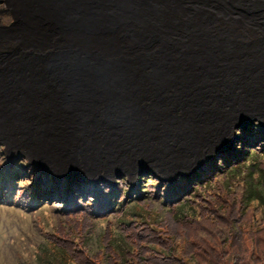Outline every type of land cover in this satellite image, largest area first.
Returning <instances> with one entry per match:
<instances>
[{"label":"rangeland","instance_id":"374dc122","mask_svg":"<svg viewBox=\"0 0 264 264\" xmlns=\"http://www.w3.org/2000/svg\"><path fill=\"white\" fill-rule=\"evenodd\" d=\"M13 22L0 0V25ZM238 77L216 86L211 100L195 101L190 113L160 115L161 124L146 118L144 126L156 129L151 141L139 142L144 128L97 117L71 141L0 133V264H131L139 246L148 264H264V151L256 154L257 145L236 176H217L176 202L164 194L167 183L230 150L239 125L258 124L257 137L264 135V90L254 94L251 78Z\"/></svg>","mask_w":264,"mask_h":264},{"label":"bare ground","instance_id":"6f19581e","mask_svg":"<svg viewBox=\"0 0 264 264\" xmlns=\"http://www.w3.org/2000/svg\"><path fill=\"white\" fill-rule=\"evenodd\" d=\"M6 2L0 133L71 141L97 117L151 141L145 120L190 113L225 79L250 77L263 94L264 0Z\"/></svg>","mask_w":264,"mask_h":264},{"label":"trees","instance_id":"16d2710c","mask_svg":"<svg viewBox=\"0 0 264 264\" xmlns=\"http://www.w3.org/2000/svg\"><path fill=\"white\" fill-rule=\"evenodd\" d=\"M262 129L263 128L258 124L255 126H252L251 128H246V129L239 128L238 133H237V139L235 140V143L230 150L218 154L213 162L202 167L194 176H192L190 178L180 177L177 180L176 184L167 183V185H168L167 187H169V189L165 190L166 185H165V187H163V186L158 187L159 189L157 191H155L156 192L155 197L161 198V196L163 195V192L165 190L164 194L168 193L169 196L173 199L172 202H176V199L179 196L178 193L186 194V193L194 191L198 187H201V186L205 187L211 181L215 180L217 176H221V175L225 176V177L226 176H228V177L229 176H236L237 175L236 172H240V169L242 167L240 162L246 160V154L252 152L251 150L255 145L258 146L255 148V151H257L256 154H258V150H260V152L264 151V144H263L264 135L261 137H257L258 131L262 130ZM203 182H205V185L202 184ZM188 184L190 186H188ZM239 189H240V187H239ZM243 189L245 192V190H246L245 187H243L241 189L242 192H243ZM150 191L154 192L153 189H151ZM231 192H232L231 189H228L226 195H231L232 194ZM245 195H246V193H245ZM186 199H188V201H189L188 197ZM215 204H216V206H218V209L221 211L223 208L222 207L223 206L222 201L219 200V201L215 202ZM200 215H201V212H200ZM171 223H174V221ZM151 237L155 241H158V242L162 241L161 240L162 237L157 235V234H153ZM66 240L71 241L69 239H66ZM105 241L113 242V240H111V239L109 240V238L106 239ZM200 248H202V247H200ZM139 249L142 251L143 248L141 246H139ZM75 251H76V254H74L75 257L77 256L78 258H80V254L77 253V252H79V250H75ZM141 251H138L136 253V260L131 261V264H135V262H136V264H148L150 262L149 257L142 255ZM202 252H203V254H201V255H205V251H202ZM170 258L174 259V257H170ZM164 259H169V257L164 258ZM236 259H237V257H236ZM258 260H264V249L259 253ZM83 263L86 264L87 261H85ZM118 263H120V262H118ZM182 263H183V260H182ZM198 264H201V263L198 262Z\"/></svg>","mask_w":264,"mask_h":264},{"label":"water","instance_id":"95a60500","mask_svg":"<svg viewBox=\"0 0 264 264\" xmlns=\"http://www.w3.org/2000/svg\"><path fill=\"white\" fill-rule=\"evenodd\" d=\"M239 127L245 128L246 126H244V125H239ZM233 133H234V131H233ZM207 164H208V163H207ZM207 164H205V165H207ZM205 165H204V166H205ZM202 167H203V166L200 165V166L198 167V169H201ZM182 176H186V177H187L188 175L182 173Z\"/></svg>","mask_w":264,"mask_h":264}]
</instances>
